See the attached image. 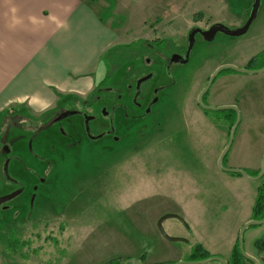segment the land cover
Wrapping results in <instances>:
<instances>
[{
	"label": "rangeland",
	"instance_id": "rangeland-1",
	"mask_svg": "<svg viewBox=\"0 0 264 264\" xmlns=\"http://www.w3.org/2000/svg\"><path fill=\"white\" fill-rule=\"evenodd\" d=\"M108 2L109 10L99 9V13L114 28L121 27L119 43H132L131 50L142 47L146 52L140 58H128L132 61L125 59L117 69L119 63L111 68L105 61L97 74L100 88L94 98L91 95L87 104L71 101L57 114L75 110L92 113L98 118L91 122L93 135L100 132L98 127L106 130L113 119L115 133H105L95 141L86 136L82 139L84 121L77 115L48 126L49 122L39 119L41 115L6 112L2 137L7 140L0 147V197L19 188L23 192L7 202V209L0 208V264H104L117 255L135 256L147 243L156 255L185 259L196 242L212 248L211 237L202 233V239L198 238L197 229L214 225L240 228L264 183V177L253 181L220 169L218 158L229 141V131L211 130L205 123L203 127L197 102L218 67L231 64L245 68L264 51V0L246 35H219L212 44L197 43L193 61L183 68L172 67V74L165 67L166 60L177 48L187 46L195 23L225 22L238 29L247 21L254 0L192 1L189 7L193 10L183 8V3L167 5L162 10L169 14H164L156 27L136 24L145 16L139 1L126 6L115 0ZM177 10L178 15L171 14ZM197 10L202 13L193 16ZM143 42L147 44L140 45ZM255 65L249 70H259ZM148 72L154 76L147 86L161 88L160 99L146 121L127 118L125 106L134 115L127 86L135 85ZM212 93L215 106L237 100L242 108L241 123L224 167L241 165L256 177L250 166L264 154V73L224 71ZM249 113L252 118L247 122ZM208 118L216 119V114L208 112ZM253 118L263 120L253 122ZM108 157L113 163H108ZM8 161V173L15 182L6 178ZM169 212L183 216L191 230L167 219L163 222L165 232L189 240V244L161 237L156 221ZM195 223L199 226L196 231ZM260 231L258 238L263 240L264 224ZM227 232L217 239L224 242ZM9 237L22 242L10 255L4 253L2 244Z\"/></svg>",
	"mask_w": 264,
	"mask_h": 264
},
{
	"label": "crops",
	"instance_id": "crops-1",
	"mask_svg": "<svg viewBox=\"0 0 264 264\" xmlns=\"http://www.w3.org/2000/svg\"><path fill=\"white\" fill-rule=\"evenodd\" d=\"M115 1L125 6L139 1L145 16L136 24L156 27L155 24L165 18L164 14H169L162 10L167 5L183 3V8L192 9L190 3L199 0ZM109 8L108 0H0V147L7 140L2 137L6 112L16 110L24 114L29 111L40 116L56 109L60 96L86 101L95 92L105 54L112 48L126 45L119 43L121 27L114 28L99 13V9ZM179 13L178 10L171 12L173 15ZM197 13L202 12L197 10L193 16ZM251 115L247 114V122ZM252 120L260 122L263 119ZM256 132L260 133L261 129ZM263 155L251 164L254 172L261 169ZM228 168L243 169L241 165ZM196 201H200L199 197ZM254 204L248 220L236 230L235 226L214 225L208 227L210 229L202 227L198 232L199 226L195 223L198 238L202 239L204 233L205 237H211V242L235 243L239 230L254 220ZM199 210L198 207L196 211ZM226 230V240L219 241L217 238L224 236ZM260 230L261 226L249 229L244 243L248 254L264 264V239L258 238Z\"/></svg>",
	"mask_w": 264,
	"mask_h": 264
},
{
	"label": "flooded vegetation",
	"instance_id": "flooded-vegetation-1",
	"mask_svg": "<svg viewBox=\"0 0 264 264\" xmlns=\"http://www.w3.org/2000/svg\"><path fill=\"white\" fill-rule=\"evenodd\" d=\"M192 19H193V21L196 20L194 18H192ZM197 21L200 22V20H197ZM201 21H202V19H201ZM198 24L199 23H195V26L193 25L191 27L190 32L192 30H194V29H200L203 32H206V31H209L213 26L218 25V24H221V25H223V26H225L227 28H231L232 29V27L229 24H226L225 22H223V23L215 22V23H212L210 25H205V26H200ZM190 32H189V34H190ZM189 34H188V37H189ZM219 35H222V34L218 33L216 38H215V40L213 42H207V41H205V39L203 38L202 35L197 34L196 35L195 46H196L197 43H201L202 45L212 44V43H214L216 41V39H217V37ZM222 36H224V35H222ZM177 49L175 51H173L171 53V55L169 56V58L166 60V66L165 67H166V69L168 68V72L171 73V74H172V72H171L172 67L179 66V67L183 68L184 66H188L193 61V56L195 54V47H194L192 52H191L190 60H189L188 64H186V65H182L180 63L171 64V58L174 55L181 56L182 57L181 60H183L185 58L186 52H187V49H188V38H187V46L185 48H182V49H179V50H177ZM246 69H248V68H246ZM222 74H223V72L219 75L218 78H220L222 76ZM149 75H152V77L148 81L140 84V86L137 87L138 81H140L141 79H143L144 77H147ZM153 76H154L153 73L148 72L147 74L139 77L137 79V81H136L137 83H135V85H128L127 86V90L131 91V95H132L131 96V100H132L131 106H132V111H133L132 114H134V115L129 114V112H128L129 109L127 108V106H125L124 109L126 111L125 115H126L127 118L131 117L133 120L142 122V121H146V119H148L152 115L153 106L158 103V101L160 99V91H161V88L156 87V86L153 87L152 89L148 88L147 83H149V81L153 79ZM210 77L207 80V84H208V81H209ZM216 80L214 81L213 85L215 84ZM207 84H206V86H207ZM213 85L210 88V90L205 94V96L203 98L204 104L206 106L210 107V108H219V107H223V106H229V107H233V108H231L229 110H223V111H213V110H210V109H204L198 103L199 107L202 109V115H201V117L203 119L202 125L204 127V123H205L206 125L210 126L209 129L215 130V131L216 130L217 131H221V130L222 131L223 130L231 131L232 128L234 127L236 121H237V112H236V110L234 108L239 109L241 115H242V108L238 106L237 100H234L233 103L228 104V105L215 106L212 103V101H211L212 94H213L212 93ZM206 86L202 89V91L206 88ZM120 98H122V95H120ZM156 99H158L157 102H155ZM82 102H83V104L84 103L85 104L88 103V101H82ZM197 102H198V98H197ZM77 112H78L77 116L82 118L83 121H84L83 132L81 131V135L83 134L82 135V139H84L85 136L88 139H90V136L97 137V136H100V135H103V134L105 135V133H108V134L115 133L114 132V128H113L114 120L112 119V120H109V125H108V128L106 130H103V129L100 130L99 127H98V130L100 132L98 134H96V135H93L92 131H91V129H92L91 128V122L97 120L98 119L97 116H94L92 113H89V112H81L79 110H77ZM208 112L215 113L216 114V119L208 118ZM104 113H106V110H105ZM104 115L107 118L110 117V114H108V113H106ZM58 116H59V114H55V115L51 116L49 119H47L46 123L49 122L48 126L56 124V123H53V122H54V119L56 117H58ZM85 116L94 117L95 118L94 120H91L90 123H89V129H90L89 133L90 134L87 133V126H85ZM240 123H241V121H240ZM62 133L64 134L65 132H63V130H62ZM64 135H66V134H64ZM11 182H15V180H12ZM19 189H21V188H19ZM4 207H9V205L6 203V204H3L1 206V208H4ZM167 214H172V215L178 216V217L183 219V216H180L176 212L164 213L156 221V228L158 230H159V227H158L159 220L163 216H165ZM171 219L175 220L180 225H184L185 228H187L188 230H191V225L187 221L182 222L178 218H171ZM245 234H246V232H245ZM162 236L163 235L161 233V237ZM244 239H245V237H244ZM244 239H243V241H244ZM203 240L206 241L205 239H203ZM180 242H187L188 244L190 243L189 240H184V241H180ZM210 243H211L210 246L212 248L208 249L206 246L201 244V242L200 243L196 242L194 244V246L191 248V250L188 252V254L186 256L187 258L185 257V259L183 257L182 258L178 257L177 259H175L170 254H166V255H162V256L156 255L155 251H153V248L150 246L149 243H147L142 248H139V249L137 248L138 249L137 255H135V256L132 255V254L117 255L116 257L112 258L111 260H108L105 264H125L126 262L132 261V260H135V261H137L140 264H177V263H180V262H184V263H198V262H202V261H206V260H209L210 262L204 263V264H210V263H214V264H235V261H237L238 264H254L251 260H249L246 256H244V254H243V252L241 250V247H240V233L237 234L235 243L230 244V243L224 242L223 244H219V243H215V242H211V241H210ZM222 245H224V246H222ZM244 245H245V243H244ZM216 246H218L219 248H216ZM146 247H148V248L145 249ZM223 247H226L225 248L226 251L219 252L221 249H223ZM244 252L247 255H249L248 252H247V249L245 251V248H244ZM134 264H136V263H134Z\"/></svg>",
	"mask_w": 264,
	"mask_h": 264
},
{
	"label": "water",
	"instance_id": "water-1",
	"mask_svg": "<svg viewBox=\"0 0 264 264\" xmlns=\"http://www.w3.org/2000/svg\"><path fill=\"white\" fill-rule=\"evenodd\" d=\"M261 5H262V0H254V2L252 4V7H251L250 15H249L247 21L244 23V25L242 27H240L238 29H231V28H227V27H225V26H223L221 24H218V25L213 26L209 31H206V32H203L200 29L192 30L190 32V34H189V37H188V49H187L185 58L183 60H181L182 59L181 56L174 55L171 58V64H175V63H180L182 65L188 64V62L190 60L191 52H192L193 48L195 47L196 35L197 34L202 35L203 38L205 39V41H207V42H213L215 40V38H216L218 33H220V34H222V35H224L226 37H230V38H239V37H242V36L246 35L248 33V31L250 30L251 26L253 25L254 21L257 19L259 11L261 9ZM227 70H232V71H234L236 73H241V74H262V73H264V68L253 71V70H249V69H246V68H239V67L231 65V64H226V65H222V66L218 67L216 69V71L211 75L206 88L198 96V103L204 109H210V110H213V111H223V110H229V109L233 108V107H229V106H223V107H219V108H210V107L206 106L204 104V102H203V98H204L205 94L210 90V88L212 87L214 81L219 77V75L222 72L227 71ZM151 77H152V75H149L147 77H144L140 81H138L137 87H139L140 84L148 81ZM157 100L158 99H156L155 102H157ZM234 109L237 112V121H236L234 127L232 128V130L230 131L229 141H228L225 149L223 150V152L220 154V156L218 158V166L220 167V169H222L223 171H225V172H227L229 174H238V175H241V176L246 177V178H248L250 180H253V181L260 180V179H262L264 177V155L262 157L260 173L256 177H251L243 169H234V168H225L224 167L225 158L229 154V151L231 150V147L233 145L237 129H238L240 121H241V114H240L239 109H237V108H234ZM77 114H78L77 111H63L62 113L59 114L58 117H56L54 119L53 123L60 122V121L66 119L68 117L76 116ZM94 119H95L94 117L85 116V124L87 126V133L90 132L89 123H90L91 120H94ZM101 138H103V135H100V136H97V137L90 136V139L94 140V141L98 140V139H101ZM4 150L8 154L10 153V149L8 147H5ZM9 164L10 163L8 161L6 163V165H5V174H6V178L8 180L12 181L13 179L10 177V175L8 173L9 172ZM22 192H23V189H19V190L15 191L14 193L10 194V195H6V196H3V197H0V208H1V206L3 204H6L7 202H9V201L13 200L14 198L18 197L19 195H21ZM4 209H7V208L4 207ZM171 218H178L180 221L184 222V220L182 218L178 217V216H175V215H172V214H167V215L163 216L159 220V223H158L159 230L161 231L162 235L167 240H169L171 242L184 241V239H181V238L171 237L165 232L164 227H163V222L165 220L171 219ZM263 224H264V219L261 220V221L252 220V221L248 222L243 227V229L240 232V247H241V250H242L244 256H246L254 264H260V260L254 258V257H251V256L247 255L244 252V241H243L244 233L246 232L247 229H249L251 227L262 226ZM208 262H210V261L206 260V261H202V262H198V263H184V262H180V263H177V264H204V263H208ZM134 263L140 264V263H138L135 260L128 261L125 264H134Z\"/></svg>",
	"mask_w": 264,
	"mask_h": 264
},
{
	"label": "trees",
	"instance_id": "trees-1",
	"mask_svg": "<svg viewBox=\"0 0 264 264\" xmlns=\"http://www.w3.org/2000/svg\"><path fill=\"white\" fill-rule=\"evenodd\" d=\"M144 44H147V43L143 42L140 45H144ZM131 45H132V43L126 44V45H120V46H117L115 48H112L111 50H109L105 54L104 62L105 61L110 62L111 68H113L112 67L113 63H115V62L119 63V65L117 64L116 68H114V69H117L121 66L120 64L125 63L127 60L132 61L131 59L140 58L146 52V51L145 52L142 51V49H143L142 47H141L142 49L140 47H138L139 49H137V50H131L130 49ZM128 58H131V59H128ZM125 59H127V60H125ZM256 62H257V66L255 65ZM254 65H255L256 69L264 68V51L261 54H259L258 56H255L254 58H252L246 68L253 69L252 66H254ZM227 72L228 73H230V72L236 73L232 70H227ZM99 88L100 87L98 86V88L92 94L93 98H94V95L99 90ZM71 101H73L75 103V102H78L79 100L76 99L75 97H72V96H60V100H59V103H58L56 109H53V110H50V111L43 113L39 117V119H41L42 121H47V119H49L51 116L57 114L61 109L66 107L68 104L72 103ZM8 113L9 112H7V114ZM30 117H31V115H30ZM229 136H230V131H229ZM227 156H226V158H227ZM107 160H108L109 164L113 163V160L110 159L109 157ZM259 173H260V170L255 172V175L257 176ZM230 175L241 176L238 174H230ZM253 219L257 220V221H261L264 219V183H262L260 185V187L258 188V195H257L256 201L254 204V208H253ZM8 229H10V228H8ZM9 232H11V231H9ZM5 241L2 242V244L5 245L4 253L9 254V255H10V253L11 254L13 253V250H17V247L20 245V243H22L18 238H15V237L12 240L9 237L8 240L6 242ZM235 264H238L237 261H235Z\"/></svg>",
	"mask_w": 264,
	"mask_h": 264
}]
</instances>
